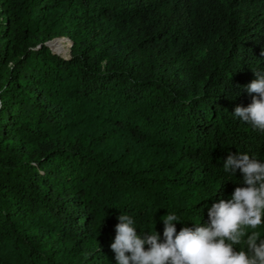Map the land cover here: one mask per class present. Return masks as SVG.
<instances>
[{"label":"trees","instance_id":"obj_1","mask_svg":"<svg viewBox=\"0 0 264 264\" xmlns=\"http://www.w3.org/2000/svg\"><path fill=\"white\" fill-rule=\"evenodd\" d=\"M262 52L264 0H0V264H117L122 214L210 223L228 155L264 161L234 115Z\"/></svg>","mask_w":264,"mask_h":264},{"label":"clouds","instance_id":"obj_2","mask_svg":"<svg viewBox=\"0 0 264 264\" xmlns=\"http://www.w3.org/2000/svg\"><path fill=\"white\" fill-rule=\"evenodd\" d=\"M255 75L244 90L256 95L248 107L237 106L234 115L264 133V74ZM223 169L234 176L239 171L244 186L209 209L206 225L185 226L177 234L179 217L170 212L162 219L161 242L156 230L138 235L133 217L120 215L110 245L117 264H264V237L257 231L264 226V161L239 152L228 155Z\"/></svg>","mask_w":264,"mask_h":264},{"label":"rangeland","instance_id":"obj_3","mask_svg":"<svg viewBox=\"0 0 264 264\" xmlns=\"http://www.w3.org/2000/svg\"><path fill=\"white\" fill-rule=\"evenodd\" d=\"M65 44L67 46V51H69L67 55H69L70 54L71 43L66 42Z\"/></svg>","mask_w":264,"mask_h":264}]
</instances>
